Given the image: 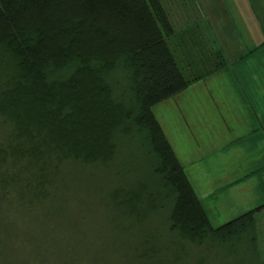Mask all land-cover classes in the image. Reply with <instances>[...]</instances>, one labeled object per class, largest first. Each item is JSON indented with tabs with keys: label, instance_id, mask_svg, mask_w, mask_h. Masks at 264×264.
<instances>
[{
	"label": "rangeland",
	"instance_id": "rangeland-1",
	"mask_svg": "<svg viewBox=\"0 0 264 264\" xmlns=\"http://www.w3.org/2000/svg\"><path fill=\"white\" fill-rule=\"evenodd\" d=\"M162 3L171 20L177 21L175 28L179 24L182 29L184 40L179 41V36L171 39L170 47L190 83L194 73L210 68L203 64L213 56L212 51L201 40V27L194 25L199 24L198 19L187 23V9H193L189 0ZM29 37L33 34L29 33ZM128 57L117 55L104 68L99 66L100 61L88 63L92 68L99 66V76L112 100L131 110L129 119L113 127L109 136L112 147L105 157L85 163L71 158L56 159L52 154L45 161L42 185L32 174H40V165L31 167L25 159L13 160L9 154L3 159L7 161L1 165L8 171L6 181H0V191L10 198L12 205L5 207L0 202V239H6L10 233L16 243L29 233L38 238L25 247L16 244L14 249L0 250V264H55L71 259H76L74 264H264V209L244 226L238 223L225 236L204 227L189 233L172 218L176 187L163 169L162 158L153 150L147 129L132 122L138 104L131 88ZM189 58L200 65L196 69L199 72L189 71ZM15 62L0 44V91L18 77ZM78 65L72 57L59 67L48 62L42 71L46 80H58L67 78ZM201 82L190 83L175 95L178 102H161L154 108L180 165L193 177L191 169L197 167L203 154L202 136L209 123L203 113L208 102L201 93ZM7 129L0 120L1 141L10 142ZM190 182L211 226L236 217L238 211L233 203L221 201L214 193L216 187L210 194L209 187L197 192L195 182ZM9 209L17 212L11 220L15 222V233H6L7 227L1 225V217L11 215ZM33 222L36 224L32 225ZM37 224H50L57 232L44 234Z\"/></svg>",
	"mask_w": 264,
	"mask_h": 264
},
{
	"label": "trees",
	"instance_id": "trees-1",
	"mask_svg": "<svg viewBox=\"0 0 264 264\" xmlns=\"http://www.w3.org/2000/svg\"><path fill=\"white\" fill-rule=\"evenodd\" d=\"M167 12L162 0H0V44L15 59L18 75L0 91V120L7 125L6 138L10 139L0 140V181L7 179L8 169L1 164L8 154L13 160L25 159L31 167L40 165V174L32 173L40 185L45 161L52 154L56 159L85 163L105 157L112 147L109 136L113 127L129 119L131 110L112 100L97 67L104 68L117 55L127 54L138 104L132 122L147 129L153 150L162 158L163 169L176 187L172 218L180 228L192 233L204 227L225 236L264 209L262 203L211 226L155 116L158 104L189 84L170 47L171 39L183 37L182 30L175 28ZM72 57L79 65L67 78H44L42 67L46 63L59 67ZM91 60L101 64L92 68L88 65ZM0 202L5 207L12 205L3 191ZM9 212L11 215L1 217L6 233L15 229L11 220L17 212ZM39 227L44 234L57 232L50 224ZM34 239L29 233L16 243L10 233L0 239V250L14 249L16 244L25 247ZM75 260L55 264H74Z\"/></svg>",
	"mask_w": 264,
	"mask_h": 264
},
{
	"label": "crops",
	"instance_id": "crops-1",
	"mask_svg": "<svg viewBox=\"0 0 264 264\" xmlns=\"http://www.w3.org/2000/svg\"><path fill=\"white\" fill-rule=\"evenodd\" d=\"M189 1L187 23L198 19L194 25L202 28L201 40L213 56L203 64L210 68L190 82L203 81L209 123L203 154L191 169L195 177L187 175L197 192L209 187L210 194L216 187L220 200L242 213L264 203V0ZM176 29L182 30L179 24ZM187 65L199 72L194 58Z\"/></svg>",
	"mask_w": 264,
	"mask_h": 264
}]
</instances>
